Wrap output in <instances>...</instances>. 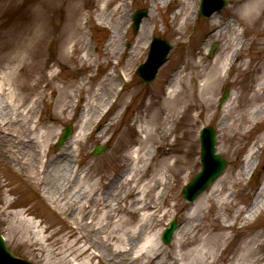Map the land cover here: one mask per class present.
I'll return each instance as SVG.
<instances>
[{
  "label": "rangeland",
  "instance_id": "1",
  "mask_svg": "<svg viewBox=\"0 0 264 264\" xmlns=\"http://www.w3.org/2000/svg\"><path fill=\"white\" fill-rule=\"evenodd\" d=\"M15 1H17L15 2L17 6L14 7L15 11L12 18L16 15V19L19 20L20 14L24 13L27 5H29V10L44 5L46 14L50 17V23H47L49 35L44 49H42L44 52L29 58L28 62L34 63V68L31 69L33 72L25 69L20 75L21 80L22 78L28 80L32 75H35V78L40 75L44 76L43 80L36 86L35 92L26 88L24 93L29 94V104L34 103L37 96L41 97L38 103L41 113L37 112L35 119L41 114L48 126L54 124V138H50L49 145L40 152L41 158L38 168L42 170V161L48 160L58 152L59 148L55 147L56 141L60 136V131L66 125L72 127L70 137L80 130L81 124H76L75 121L86 102H81L76 97L74 103L77 104V107L75 109L70 107L65 112L60 113L59 105L67 101L62 98V102H58L60 89L65 87L62 91L72 94V90L81 80H85L86 84L82 96L88 101L93 90L97 88V84L108 73L115 71L117 78L113 76L114 73L110 79L113 78L119 88L112 94L109 93L110 96L108 97L113 101V105L102 116L98 117L96 115L94 117L96 121L94 120L95 122L90 130L84 137H80L81 144L79 146L74 145L75 168L80 166V169H85L87 165L97 162V168L100 169L99 174L100 172L106 173L107 176L117 173L118 170L113 168L115 166L110 160V157L114 154V147L119 145L116 138L121 135L122 139L119 143L125 142L126 144L118 149L117 156L120 158L128 152V148L135 145L136 137L140 136L133 129H137L140 125L136 121L137 117L141 116V119H143L150 104L161 105L167 101V98L171 96L168 92V85L175 78L180 68L184 67V64L188 66V61L194 63L199 59V54H202V66L223 57L224 54L228 57L231 55V47H233L229 40L231 34L228 31L221 30L218 37L209 35L208 25L213 16H217L214 20L217 26L232 25V11L238 5L236 0H227L228 4L222 10L214 12L207 18L198 16L195 13L192 14V7L187 10L184 9L182 12L186 13L189 18L186 24L179 28L181 18L178 20V17H175L173 20L171 12L181 5L182 0H168L166 5H163L160 1L157 6L155 0H112L106 14L110 10L121 6L127 12L128 19L124 22L119 44L116 47L118 54L115 57L107 54L109 58H106L103 56L105 55L104 48L112 35V27L110 22L103 24L98 15L106 6L107 0H53L52 7H48L47 0ZM193 2L195 8H198L200 0H192L190 6H193ZM139 10H147V15L142 21L147 23L145 27L148 34V43L140 53L130 58L132 46L140 32V26L136 32L132 29V15ZM72 13L76 16L75 20L68 19ZM10 17V12H0V29ZM32 19L33 15L30 12L29 22H32ZM74 21L80 27L75 40L78 41L79 47H82V51L77 52L73 58L69 59L62 54V49L66 45L60 44L59 29L62 24L68 26L72 23L73 26ZM7 22L9 24V21ZM261 25H264V18L259 23L252 24L248 32H246V27L242 25L240 27L235 26L236 33H242L243 46L233 61L231 72L225 76V80L219 84L217 91L211 97L212 103L209 107L205 108L196 103L202 95L199 92L202 79L193 76V74L186 80V88L180 89L178 93L183 104L179 108L180 113L175 115L176 123L167 142L176 143L178 152L175 157H179L182 161L188 159V161L183 164L180 177H174L170 180L171 186L163 198L157 200L154 196L155 192L150 193L153 194V197H148V200L153 199L154 205L161 207V214L153 222L155 224L153 233L163 248H168L171 242L164 244L161 241V231L173 218L176 219L177 227L180 226L185 211L190 204L183 200L182 187L200 170L198 134L203 126L209 125L215 129L217 133V152L228 161L221 176L229 172L232 177L229 180L232 185L229 189L232 187L231 191L237 192L235 194L244 193L243 195L238 194L234 200L239 202L243 199L242 197H245L246 202L250 203L254 193L264 184V140H260V137L264 134V117L259 123H246L241 127H237V124H233V120H227L226 118L227 108H231L236 104L240 108L237 107L232 111L234 118L238 117L244 109L247 110L245 101L254 91H257L262 80L259 78V72L264 65V50L259 48H264V26ZM153 37L165 39L171 45V49L167 55V60L158 69L155 79L148 84H143L135 70L139 64L145 61ZM205 42L208 46L206 49L203 48ZM213 43H216L215 53L212 58H209L208 52ZM71 45L69 44L68 49L71 48ZM225 47H228V50H224ZM88 52H91V55L81 62L80 56L86 55ZM3 55H5V50L0 52V58ZM227 63V60L222 62L223 66ZM4 71V67H0V73ZM188 71L195 73L196 69L189 66ZM53 76H55L54 80L50 81ZM34 80L32 82L28 81L29 84L33 83ZM225 87L229 89V96L219 107V98ZM235 95L240 96L239 102L235 100L234 104L229 106ZM0 98L2 97L0 96ZM229 98L231 102L229 101L228 104L227 100ZM188 105L191 106L187 107ZM195 106H199V108H195ZM56 114L61 115V119L54 120ZM98 122L104 127L108 123H112L102 136L91 135V132L97 131L95 126ZM5 144V140L2 144L0 143V233L8 249L17 256L33 264H57V256L55 257L54 254L61 249H65V245L76 241L77 236L75 234H82L78 226L82 212H79L75 206L71 212L67 213L56 206L55 203H51L48 197H45L46 190L42 184V175L38 174L39 176L34 179V176L30 173L29 163L26 162L25 157L23 158L24 150L21 149L19 154H13L11 151L12 146L9 147ZM96 145H103L104 151L92 155L91 151ZM5 146L8 155L11 156L10 158L2 148ZM251 152H255V155L259 152L254 158L255 166L252 177L250 180V175L245 176L243 174L237 177L238 172L241 171V164L246 160L249 153L251 155ZM154 154V157L149 160L150 171L154 169V165L160 157L158 151H155ZM95 175L97 173H94L93 182H91V178L79 180L77 190H88V194H92L94 191L92 186L93 188H100L98 184L99 175ZM226 193H229V191ZM164 212L165 215H163ZM231 213L228 212V214ZM205 215L210 219L212 212L207 211ZM125 217L128 221L136 219L130 216ZM98 219V222L103 223L99 215L96 220ZM209 219L202 220V225L208 223ZM129 227V225H126L125 229H129ZM236 227L230 230L234 238L231 237V242L226 244L228 253L233 252L235 248L242 244L244 239L242 236L246 238L248 232L259 228L264 231V211L255 218L253 223H248L242 229ZM109 229H111V226ZM71 231L75 233L73 236H71ZM262 240L264 242V234ZM262 247L260 264H264V244ZM98 250L97 253H99ZM99 256L88 260L85 256L75 258V255L72 254L73 258L67 264H76L82 261L87 262L86 264H111L104 251L101 250Z\"/></svg>",
  "mask_w": 264,
  "mask_h": 264
},
{
  "label": "bare ground",
  "instance_id": "2",
  "mask_svg": "<svg viewBox=\"0 0 264 264\" xmlns=\"http://www.w3.org/2000/svg\"><path fill=\"white\" fill-rule=\"evenodd\" d=\"M52 1L47 0L48 7H52ZM111 1H106V6L98 15L103 24L110 22L112 27V35L104 48L105 55L103 56L106 58H109L107 54L112 57L118 54L116 47L119 44L124 22L128 19L127 12L121 6L106 14ZM160 1L163 5L168 2V0H155V5L157 6ZM191 1L182 0L181 5L171 12L173 20L175 17H178V20L181 18L179 28L185 25L189 18L182 11L192 7V14L194 13L195 3L193 2V6H190ZM236 1L238 5L232 11V25L217 26L214 23L217 16H213L208 25L209 35L218 37L221 30L231 34V38H229L231 45L233 44L231 55L228 57L224 54L223 57L202 66V54H199V59L194 63L188 61V66L184 64V67L180 68L168 85V92L171 96L167 98V101L161 105L150 104L144 118L137 117L136 121L140 125L137 129H133L140 136L136 137L135 147L128 148V152L120 158L117 156L118 149L126 144L125 142L119 143L122 139L121 135L116 138L119 145L114 147V154L110 160L115 166L113 168L118 170L117 173L107 176L106 173L100 172L99 174L100 169L97 168V162L87 165L85 169H80V166L75 168L74 145L81 144L80 137H84L90 130L96 121L94 117L102 116L108 107L113 105V101L108 97L109 93L112 94L119 88L115 80L110 79L111 75L116 72L108 73L97 84V88L93 90L88 101L82 96L85 80H81L72 90V94L62 91L65 87L60 89L58 102L61 103L62 98L67 100L59 105L60 113L70 107L75 109L77 107V104L74 103L76 97L79 98V101L86 102L75 121L76 124H81L80 130L64 142L55 156L42 161L43 168L40 170L38 168L40 152L49 145V139L54 138V124L48 126L41 114L35 119L36 113L40 112L38 103L41 97L37 96L35 102L29 104V94L24 93V90L28 88L35 92L36 86L44 76L40 75L35 78V75H32L28 80L26 78L21 80L20 75L25 69L33 72L31 69L34 68V63L28 62L29 58L44 52L42 49H44L49 35L47 23H50V17L47 16L44 5L30 10L27 5L24 13L20 14L19 20L16 19V15L12 18L17 1L0 0V12L11 13V17L7 19L9 24L5 21L0 29V52L5 50V55L0 58V67L5 69L3 73H0V96L2 97L0 98V143L2 144L5 140V145L12 146L13 154H19L21 149L24 150L23 158L25 157L26 162L29 163L30 173L34 179L39 176L38 174L42 175V184L46 190L45 197H48L51 203H55L67 213L71 212L75 206L79 212H82L80 222L78 221L82 234H75L74 231H71V236L74 234L77 236L76 241L65 245V249L54 254L55 257L57 256V264L71 262L72 254L75 255V258L85 256L88 260L95 259L101 250L109 257L111 264H260L264 234L262 228L248 232L246 238L242 236L244 238L242 244L231 253L227 252L226 244L231 242V237L234 238L230 232L232 228L235 226L238 229L244 228L264 211V184L254 193L250 204L246 202L245 197L237 202L234 200L236 196L244 193L235 194L237 192L231 191L232 187L229 189L231 185L229 180L232 177L229 172L225 173L189 204L182 223L175 230L168 248H163L153 233L155 225L153 222L161 214V207L154 205L152 198L148 200V197H153V194H150L152 192H155L154 196L157 200L163 198L171 186L170 180L180 177L182 166L188 161V159L182 161L179 157H175L178 152L176 143L167 142L176 123L175 115L180 113L179 108L183 104L178 96L180 89L186 88V80L190 75L193 74V76L201 78L202 84L199 87V92L202 95L196 103L205 108L209 107L212 103L211 97L227 75L224 73L227 64L223 66L222 62L227 60L230 64L243 46L241 34L236 33L235 26L242 25L248 32L252 24H257L264 18V0ZM42 3L44 4V1ZM30 12L33 15L32 22H29ZM241 12L247 16V19L242 18ZM75 17V14L72 13L68 19L75 20ZM146 24L145 21L141 22L140 32L132 46L130 58L140 53L148 43ZM66 26L67 24H62L59 29V41L61 45H66L62 49L63 56L71 59L77 52L82 51V47H79L78 41L75 40L80 27L76 21L73 26L72 23ZM176 30L178 31V28ZM69 44H72L70 49H68ZM203 48H207L206 42ZM259 49L264 50L263 47ZM224 50H228V47H225ZM90 55L91 52H88L86 55L80 56V61L83 62ZM189 66L196 69V72H189ZM115 74L113 76L117 78V74ZM54 78L55 76L50 81ZM259 78H264V65L259 72ZM32 80L34 82L29 84ZM235 100L239 102L240 96L235 95L232 102L229 98L227 100L228 104L229 101L231 102L229 106L234 104ZM237 107L240 108L238 104L227 108V120H233V124H237V127L246 123H259L264 117V81L260 83L257 91H254L245 101L247 110L244 109L238 117L234 118L232 111ZM195 108H199V106H195ZM61 117L56 114L54 120L61 119ZM111 123L104 127L98 122L95 126L97 131L91 132V135L102 136ZM260 140H264V134ZM5 147L2 148L10 158L11 156L6 150L7 147ZM155 151L160 153V157L155 163L154 169L150 171L149 160L154 157ZM254 158L255 152L247 155L237 177L243 174L246 176L254 169ZM94 173L99 175L98 184L101 189L92 186V190H94L92 194H88V190H77L79 180L91 178V182H93ZM228 191L229 193H226ZM83 200L84 202H82ZM207 211L212 212L210 219L205 215ZM165 214L164 212L163 215ZM98 215L102 218L103 223L98 222L99 219L96 220ZM125 216L136 219L128 221ZM205 219H209V222L202 225V220ZM126 225L130 226L129 229H125ZM110 226L111 229H109ZM97 250L99 253L96 252ZM86 263L82 261L76 264Z\"/></svg>",
  "mask_w": 264,
  "mask_h": 264
},
{
  "label": "water",
  "instance_id": "3",
  "mask_svg": "<svg viewBox=\"0 0 264 264\" xmlns=\"http://www.w3.org/2000/svg\"><path fill=\"white\" fill-rule=\"evenodd\" d=\"M225 0H203L201 13L204 16H209L213 11L221 9L225 5ZM145 12L138 13L134 17V29L138 27V23ZM171 46L162 39H154L147 60L137 68V73L144 83L153 80L158 67L166 60L168 51ZM215 46L212 47L211 53ZM227 91L222 97V101L226 98ZM70 127L68 126L59 139L58 146L69 136ZM201 171L192 179V181L184 189V198L191 201L200 193L208 184L213 182L226 166V161L215 154V133L212 128L205 127L201 133ZM101 150L95 149L93 153H98ZM175 228V223L172 222L170 227L166 229L162 235L164 242H169L171 233ZM0 264H29L28 262L17 258L12 253L8 252L4 243L0 239Z\"/></svg>",
  "mask_w": 264,
  "mask_h": 264
},
{
  "label": "clouds",
  "instance_id": "4",
  "mask_svg": "<svg viewBox=\"0 0 264 264\" xmlns=\"http://www.w3.org/2000/svg\"><path fill=\"white\" fill-rule=\"evenodd\" d=\"M241 15H242V18L247 19V16L243 12H241Z\"/></svg>",
  "mask_w": 264,
  "mask_h": 264
}]
</instances>
